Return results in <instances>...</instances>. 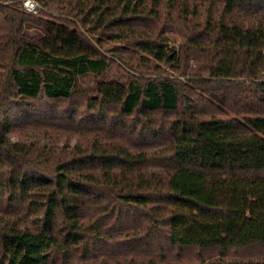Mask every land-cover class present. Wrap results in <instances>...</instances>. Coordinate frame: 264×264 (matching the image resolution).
Listing matches in <instances>:
<instances>
[{
  "label": "trees",
  "instance_id": "16d2710c",
  "mask_svg": "<svg viewBox=\"0 0 264 264\" xmlns=\"http://www.w3.org/2000/svg\"><path fill=\"white\" fill-rule=\"evenodd\" d=\"M36 1L0 0V264H264V0ZM84 31L186 79L78 100L113 62ZM53 127L83 141L7 136Z\"/></svg>",
  "mask_w": 264,
  "mask_h": 264
},
{
  "label": "rangeland",
  "instance_id": "374dc122",
  "mask_svg": "<svg viewBox=\"0 0 264 264\" xmlns=\"http://www.w3.org/2000/svg\"><path fill=\"white\" fill-rule=\"evenodd\" d=\"M40 13L36 14L39 15ZM59 15V13H53ZM200 19L203 17L198 16ZM46 20H51V18L44 16L43 17ZM249 20L254 22H264V14L261 15H254V16H248ZM26 34L32 35V36H42L44 34V28L40 26V24H27L24 29ZM85 34L90 37L93 42L95 43L98 48H100L108 57H110L113 62L111 63L110 67L102 74L98 75L92 72H88L86 74L79 76V88L80 92L77 93V99L82 100L85 97L90 98H100V94L98 91V84L100 82H111V81H117L120 83L125 84L130 74H135L138 76H149L147 74L143 73H159L162 70H165L164 75H171L179 78L181 80H185L186 76H180L176 72V70L172 69L171 67L162 64H160V70L158 71L156 68H154L153 64L155 65L157 62L150 57L149 55L135 51L131 53V50L133 49L132 46H129L126 44L125 41L122 39H118V37H114V39L107 38L104 36H98L100 40L103 42V44L98 43L95 38H97V35L94 33H90L87 31H84ZM182 40L179 37H175V35H172V41L170 43V47H175L176 49H179L181 45ZM124 52H128L130 55L126 56ZM4 49L0 45V57L3 55ZM141 72V73H140ZM152 76V75H151ZM59 104H62L63 106L66 104L65 102H59ZM56 128H50L47 137H34V136H26L25 133L23 134H17V133H10L7 135L12 140H30V139H40L43 143H47L50 145H73L75 143H81L83 140L82 138H78L76 136H68L67 134L56 133ZM81 140V141H80ZM191 252H188L187 255L191 254ZM243 254V255H242ZM243 258L246 259V255H244L241 251H234L231 252L228 256V259L230 260H242ZM193 264H198L200 261L199 258L194 256Z\"/></svg>",
  "mask_w": 264,
  "mask_h": 264
},
{
  "label": "built area",
  "instance_id": "2783aa9c",
  "mask_svg": "<svg viewBox=\"0 0 264 264\" xmlns=\"http://www.w3.org/2000/svg\"><path fill=\"white\" fill-rule=\"evenodd\" d=\"M24 11L31 14H38L41 10L40 5L36 0H20Z\"/></svg>",
  "mask_w": 264,
  "mask_h": 264
}]
</instances>
